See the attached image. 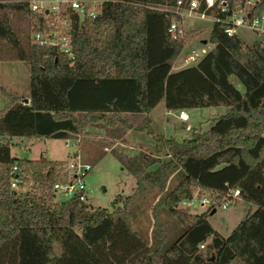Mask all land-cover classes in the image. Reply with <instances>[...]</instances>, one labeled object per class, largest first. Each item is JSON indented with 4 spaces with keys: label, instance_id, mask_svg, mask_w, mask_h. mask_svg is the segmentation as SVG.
Wrapping results in <instances>:
<instances>
[{
    "label": "trees",
    "instance_id": "16d2710c",
    "mask_svg": "<svg viewBox=\"0 0 264 264\" xmlns=\"http://www.w3.org/2000/svg\"><path fill=\"white\" fill-rule=\"evenodd\" d=\"M226 1L233 7L243 0ZM175 2L105 1L95 19L74 25L70 65L54 48L31 41L39 17L24 0H0V12L25 13L29 33L22 43L8 14L0 16V61L8 45L29 73L28 103L0 86V97L7 99L0 110V264H119L130 246L113 229L127 223L147 186L158 190L152 211L158 207L179 227L173 240L159 219L150 239L135 230L148 246L132 264H264V41L247 43L215 21L209 32L213 47L192 65L173 70L184 38L168 33L175 16L163 8ZM262 6L264 0L256 8ZM162 100L168 110L227 111L203 133L180 142L163 139L165 161L143 151H111L136 179L134 192L118 194L111 209L75 197L55 199L53 184L66 178L67 160L11 154L13 137L69 139L86 126L103 129L111 143L130 130L151 133L148 113ZM171 178L176 181L168 186ZM228 188H238L255 209L227 237L208 222L210 209L191 213L178 206L195 193L219 202Z\"/></svg>",
    "mask_w": 264,
    "mask_h": 264
},
{
    "label": "rangeland",
    "instance_id": "374dc122",
    "mask_svg": "<svg viewBox=\"0 0 264 264\" xmlns=\"http://www.w3.org/2000/svg\"><path fill=\"white\" fill-rule=\"evenodd\" d=\"M4 12L8 14L11 26L17 33L21 42L25 43V39L29 34L27 16L25 13L6 10L1 11L0 16ZM212 25L213 21L210 18L204 20L188 18L186 20L184 47L173 61V70L192 65L193 62H184L186 55L191 49H200L204 47L206 50H210L213 47V44L209 42V32ZM237 33V35L247 43H251L252 39H256V36L249 30L239 29ZM13 56L14 51L8 45H5V58L0 62L2 84L7 83L8 90L11 92H18L20 95H26L27 91H29L28 69L23 61L16 60ZM229 78L240 91H243L242 85L235 76L231 75ZM0 106H3L2 102H0ZM162 107L163 102L155 107L153 114L154 116H158L154 119L155 121L152 126L150 125L152 132H143L141 138L142 140L146 137L147 142L156 144L153 149L148 148L144 150L150 152L147 154L157 157L160 161H165L169 158V155L165 153L162 147L163 139L173 138L180 142L189 138L193 132L203 133L209 130L217 118L227 111V107L225 106L185 109L189 115V119L181 121L177 118V113L174 112L167 117L169 120L166 125L164 121L165 118L162 115ZM184 124L187 125L184 127ZM104 136L103 129L95 126H86L81 132L79 142L92 141L97 138L99 142L97 146H93L94 149H87V147L81 149L78 155L83 161L92 164L91 171L84 178V182L89 189V202L93 206L111 209L118 194L122 197H127L134 192L136 188V179L126 171L113 156L111 151L121 152L118 148L111 147L116 140L114 143H111L109 140H106ZM102 137L104 139H102ZM103 147H107L108 149L104 150L102 149ZM77 150L74 140H65L62 138H47L46 140L16 139L11 145V154L13 156L27 159H37L40 156H46L52 160H69L75 156L74 153L77 152ZM91 150L93 151L92 153ZM157 165L158 163L152 165L150 169H154ZM175 181L176 179L171 178L168 181V186L174 184ZM29 184H27V187ZM157 196L158 190L155 187L147 186L146 192L139 198L137 205L127 217L126 221L129 225L125 222H120L113 229L115 234L120 237V241L130 246L126 256L123 257V260L120 261L119 264H132L148 246L135 236V230L146 232L150 239L152 226L154 222L159 219V221L163 223V233L168 240H170L171 237L173 240L175 236H177V234L174 233L179 227V224H177L171 216L162 211L159 212L158 207H156L155 211H152L151 208ZM55 199H61V195L55 193ZM117 203L121 205V202H116V205H118ZM254 209V205L246 202L242 198H238L226 209L216 206L213 213L210 211L207 212L206 218L214 230L222 236L227 237L231 230L244 219L247 210L253 211ZM206 210V207L197 206L196 208L189 209V212L202 213ZM120 258L122 259V257ZM172 264L185 263L180 261Z\"/></svg>",
    "mask_w": 264,
    "mask_h": 264
},
{
    "label": "built area",
    "instance_id": "2783aa9c",
    "mask_svg": "<svg viewBox=\"0 0 264 264\" xmlns=\"http://www.w3.org/2000/svg\"><path fill=\"white\" fill-rule=\"evenodd\" d=\"M107 0H24L28 10L36 14L39 19L37 28L31 30L30 39L33 43L54 48L58 54L65 56L69 64L74 63V54L71 44V33L74 25L80 26L85 20L95 19L100 13L102 4ZM261 0H243L233 7L226 0H176L168 9L175 18L167 27L172 38H184L185 23L188 18L208 19L218 21L224 25V31L228 35L238 34L237 30L251 31L258 41H264V6L256 8ZM209 50L204 47L191 49L184 62H196ZM181 53V52H180ZM177 117L185 121L189 119L184 109L177 111ZM108 148L105 147L104 150ZM92 164L83 161L75 155L67 160L63 173L64 180L53 184V189L63 199L72 197L79 201H89V189L84 182L85 176L91 171ZM18 185L17 175L11 179L10 186L16 189ZM240 198L238 188H228L225 196L219 202H214L210 196H198L196 193L178 204L185 211L199 207L213 209L212 204L222 209L230 207L236 199ZM214 207V209H215ZM212 208V209H211ZM203 247L202 244L199 245Z\"/></svg>",
    "mask_w": 264,
    "mask_h": 264
},
{
    "label": "crops",
    "instance_id": "0c3cea01",
    "mask_svg": "<svg viewBox=\"0 0 264 264\" xmlns=\"http://www.w3.org/2000/svg\"><path fill=\"white\" fill-rule=\"evenodd\" d=\"M253 41L254 40L252 39L251 42H253ZM0 86L4 87L7 91H9L8 90L9 89L8 88V84L7 83L6 84H2L1 73H0ZM9 92H11V91H9ZM12 93H15L17 95H20L18 92H12ZM28 93H29V91H27L26 95H20V99H21V101L23 103H28V101H29ZM25 100H27V102H25ZM0 102H2V104L4 106L7 103V99L5 97H0ZM161 102H163L162 115L164 116V118H165L164 121H165V123L167 125V122L169 120V119H167V117L170 114H173L174 112L177 113V111H175V110H168L165 107L163 100L160 101L157 105L161 104ZM3 106H0V110L3 108ZM155 107L152 110H150L149 113H148V117L150 118V125L151 126H152V124L155 121L154 119H156L157 116H158V115H155L154 116V114H153V110L155 109ZM186 125L187 124H184L183 126L185 127ZM143 132H145V131L130 130V131L126 132L122 138L116 140L115 143H114V145L111 146V147L118 148L119 151H121L122 153L127 154V155H133V154L137 153L138 151H143L145 153H150V152H146L144 149H148V148L153 149V147L156 146V144H153V143L150 144L149 142H147L146 137H145V139H142L141 140L142 135H143ZM80 135H81V133L72 134V136L69 139H65V140L72 139V140L75 141L76 149H78L77 152L74 153L75 155H78L80 153L81 149H84L85 147H87V149H94L93 146L94 145L97 146V143L99 142V140H97L98 138L95 139V140H92V141L91 140H88L86 142H79V140L81 138ZM16 139H24V140L25 139H34V140L40 139V140H46L47 138H45V137H25V136L13 137L11 139L12 144H13V141L16 140ZM102 139H104V138L102 137ZM102 149H104V147ZM92 152L93 151L91 150V153Z\"/></svg>",
    "mask_w": 264,
    "mask_h": 264
},
{
    "label": "water",
    "instance_id": "95a60500",
    "mask_svg": "<svg viewBox=\"0 0 264 264\" xmlns=\"http://www.w3.org/2000/svg\"><path fill=\"white\" fill-rule=\"evenodd\" d=\"M220 28L223 30L225 27L224 25H220ZM25 102H27V100H25ZM215 211V209H212L211 213H213Z\"/></svg>",
    "mask_w": 264,
    "mask_h": 264
}]
</instances>
